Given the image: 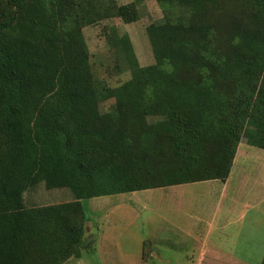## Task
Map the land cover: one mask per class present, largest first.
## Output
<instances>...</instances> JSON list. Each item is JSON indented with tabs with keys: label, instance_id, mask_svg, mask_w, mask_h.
Instances as JSON below:
<instances>
[{
	"label": "trees",
	"instance_id": "obj_1",
	"mask_svg": "<svg viewBox=\"0 0 264 264\" xmlns=\"http://www.w3.org/2000/svg\"><path fill=\"white\" fill-rule=\"evenodd\" d=\"M141 2L0 0V264L80 258L84 200L225 181L243 137L264 149V0H156L154 63L112 26L130 77L108 86L82 30ZM39 183L72 199L27 205Z\"/></svg>",
	"mask_w": 264,
	"mask_h": 264
},
{
	"label": "crops",
	"instance_id": "obj_2",
	"mask_svg": "<svg viewBox=\"0 0 264 264\" xmlns=\"http://www.w3.org/2000/svg\"><path fill=\"white\" fill-rule=\"evenodd\" d=\"M187 185L200 186V191L209 194V200H195L192 196L187 199ZM162 188L168 190L167 213L150 219L148 233L141 235L134 229L125 235L117 225L122 220L116 213H122L128 201L134 199L97 204L93 210L99 218L88 216L82 256L63 264H261L264 149L243 137L225 181L214 179ZM148 190L155 189L143 191ZM71 199L72 194L66 200ZM112 215L114 218H110ZM147 240L151 251L144 259L143 244Z\"/></svg>",
	"mask_w": 264,
	"mask_h": 264
},
{
	"label": "rangeland",
	"instance_id": "obj_3",
	"mask_svg": "<svg viewBox=\"0 0 264 264\" xmlns=\"http://www.w3.org/2000/svg\"><path fill=\"white\" fill-rule=\"evenodd\" d=\"M131 1L133 0H118L120 4ZM139 12L140 19L134 23L126 24L119 18L103 19L97 24L84 27L82 30L89 46L91 64L95 76L108 86L119 85L130 77V72L126 69L128 66L125 60L113 50L108 40L112 26L117 27V32L120 36L125 33L129 35L137 60L142 66L150 65L155 61L150 41L146 35V27L152 22L161 21L163 12L156 0H142L139 5ZM111 105V101L103 102L101 103V110L107 111ZM155 120L156 118L150 119L151 122ZM187 188L189 190L184 194L187 199L192 196L191 198L195 200H209V194L200 191V186L187 185ZM167 192L166 188H161L119 195L99 196L84 200L83 205L87 209L89 218L98 219L99 215L97 211L93 210L97 204L115 202L121 199L125 201L134 199L128 201V206L126 205L127 208L122 213H120L121 211L116 213L117 219L121 218L122 220L117 225L126 232L125 235H127L129 230L134 229L139 234L144 235L151 229V218L156 215L166 216L167 209L165 203L167 198L165 196ZM69 197L70 193L66 189L49 190L42 183H39L25 193L24 200L27 205H46L66 201ZM110 218H114V216L112 215ZM129 237H131L130 234ZM125 238L128 240V237Z\"/></svg>",
	"mask_w": 264,
	"mask_h": 264
}]
</instances>
